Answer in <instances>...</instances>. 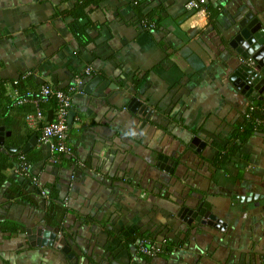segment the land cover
<instances>
[{"label":"crops","instance_id":"0c3cea01","mask_svg":"<svg viewBox=\"0 0 264 264\" xmlns=\"http://www.w3.org/2000/svg\"><path fill=\"white\" fill-rule=\"evenodd\" d=\"M187 1L0 0L6 145L52 120L49 110L33 128L24 115L41 83L92 73L72 99L73 155L37 140L27 174L3 171L0 264H72L47 227L60 229L76 264H264V120L249 138L232 137L262 109L264 80L248 83L241 66L255 64L230 45L254 18L264 27V0H205L211 17ZM33 176L58 190L65 230L47 219ZM135 233L180 241L148 252ZM140 249L159 253L144 260Z\"/></svg>","mask_w":264,"mask_h":264},{"label":"trees","instance_id":"16d2710c","mask_svg":"<svg viewBox=\"0 0 264 264\" xmlns=\"http://www.w3.org/2000/svg\"><path fill=\"white\" fill-rule=\"evenodd\" d=\"M202 6H204V8L206 9V11L208 13V17L209 16L211 17L212 10L209 7V3H207V1L204 0L202 3ZM84 70H85V68L83 70H79V71H76L75 73H73L71 80L68 81V83L66 85H63V86L41 83L38 90L31 92L33 94L28 95V98H32L30 100H32L33 102L27 103L25 105V108L23 110L24 115L25 116L26 115H36L37 113H40L41 115H43V114L46 115L49 110L53 111L55 109V107L57 105L56 97L52 94L43 95L41 93V87L42 86H48L49 88H51L52 91L61 90V91H63L64 94L70 95L73 99V95L75 93L71 88L74 86L75 77L80 76L83 81L86 80L87 78L92 77V73L86 74ZM22 84H23L22 80H18L15 83V90L17 91L18 96H20V97H22L20 94L22 92V89H21ZM4 93H5L4 88L2 86H0V101H1V99H4L7 102V105H5V107L7 106V108H10V107H12V102H10V100H8V98L5 97ZM72 103L73 102L71 101V106H72ZM258 106H261L262 109L259 110V112H257V113L255 111L252 112L249 117H245L243 120H241L235 126V128L232 132V137H235L239 141H243L244 139L249 138L254 133H258L263 129L262 123H261L264 120V102H263V100L261 102H259ZM4 113H5V110L2 109V113L0 115L2 117V118H0V120L2 119V121L4 120V117H5V116H3ZM12 120H9L6 124L13 123V124L17 125V123H15V121L13 122ZM69 129H70V127L68 126V130ZM39 132H40V130H38V129L35 130V129H31L29 127H26L23 134H16L12 140L7 142V144L10 145L11 147L22 149V147L28 142L30 137L33 134H36L37 136H39ZM66 144L71 148L72 152L74 153L73 147H72L71 143L69 142L68 132H67ZM57 154L65 155L64 153H57ZM69 159H70L69 162H70L71 166H75L76 162L73 160L74 158L70 157ZM34 160H35V157H33V152H31V151H26L24 153H21L20 155H13V154H9L6 152H0V183L4 180L3 171L7 167H12L15 165H20V167H21L23 164L30 165L31 162H33ZM22 177L26 178L28 176L23 175ZM29 180H31V178ZM38 180L40 181V179H38ZM39 183H40L41 189H43V190L46 189L45 192L47 193V197L45 199V203H46L45 204V207H46L45 214L47 216V219L53 221L54 224H56L59 227H62V229H64L63 223H62V221H63V209H62V205H61V198L59 197L60 195L57 192L58 190L54 186L42 185L41 181ZM67 232L64 231L65 236L71 234V231H68V228H67ZM161 233H164V232L161 231ZM166 233H168V232H166ZM133 237L135 239L137 238V240L141 241V244H143L142 247L146 251H148L147 248H151V247H154V249H157V248L160 249L161 248L162 251L160 252V254L169 251L171 245L175 246L180 241V240H177L175 237L173 238L171 236H165V234L162 235V237H160V238H157V237L153 238L150 235H148L147 233H137V234L135 233L133 235ZM162 241H163V243H162ZM148 252H150V251H148ZM158 253L148 255V253L145 254L142 251V249L139 250V256H141V258H144V260H147L148 258L153 257V256H157Z\"/></svg>","mask_w":264,"mask_h":264},{"label":"water","instance_id":"95a60500","mask_svg":"<svg viewBox=\"0 0 264 264\" xmlns=\"http://www.w3.org/2000/svg\"><path fill=\"white\" fill-rule=\"evenodd\" d=\"M243 24V21H241V25ZM247 28L242 29L239 31L238 34L234 37V39L231 40L230 45H232L234 48H236V53L240 56L242 60H246L248 58H251L254 63L255 67H250L246 64H243L241 67L244 69L245 72L249 75L248 83L251 84H257L258 81L261 82V79L264 80V27L263 25L257 21L256 18H254L247 26ZM240 41V46H236V42ZM101 79L99 77H93L91 80L86 82L84 85V90L87 92H92L96 84ZM75 116V111L73 109H70L68 112V124H71L73 118ZM52 118V113L49 112L47 116V121H50ZM42 127V124L40 123L38 125V129ZM3 127H0V150L2 152H6L13 155H20L21 153L26 152L28 149H30L32 146L36 145L37 143V135L33 134L28 142L22 147V149L14 148L11 146H8L4 142V131ZM8 135V132L6 133ZM246 200H249V198H246ZM206 205V204H205ZM204 204H201L198 206V210H202L203 207H205ZM208 206V205H207ZM202 213V211H201ZM200 213V214H201ZM209 212L207 211L206 214H203V217L205 218ZM50 227H47L44 234L47 236H50V238H54L55 241L52 242L54 247L57 249H61L64 253L67 254L70 262L72 264H76V255L71 252L70 246L67 244L66 239L60 234V229L58 227L53 228V232L56 233V235L50 233L51 231ZM29 230H27L28 232ZM29 239H31L29 237ZM50 243V242H49ZM264 260V256L262 257ZM264 263V262H263Z\"/></svg>","mask_w":264,"mask_h":264},{"label":"built area","instance_id":"2783aa9c","mask_svg":"<svg viewBox=\"0 0 264 264\" xmlns=\"http://www.w3.org/2000/svg\"><path fill=\"white\" fill-rule=\"evenodd\" d=\"M204 0H188L185 3V8L189 11H195L202 7V3ZM250 65H254V61L252 59L248 60ZM85 73H90V68H85ZM83 84V80L80 76H76L74 79V86L71 88L74 92L79 90V87ZM41 93L43 95L52 94L56 97L57 105L53 111V118L50 122L44 123L40 128V135L38 137V141L41 144H46L50 146L53 152L64 153L67 155H73L71 148L66 144L67 132H68V124L67 117L68 112L71 108L72 98L70 95L64 94L63 91L57 90L52 91L48 86L41 87ZM43 115L37 113L36 115H28L27 119L29 124L36 128L37 122L39 119H42ZM17 167V166H16ZM29 165L23 164L21 167L15 168L14 171L27 174ZM32 182L36 185H39V181L37 177L33 176L31 178ZM40 194L42 196L45 195V191L40 189ZM153 249V247H151Z\"/></svg>","mask_w":264,"mask_h":264},{"label":"flooded vegetation","instance_id":"af4514ba","mask_svg":"<svg viewBox=\"0 0 264 264\" xmlns=\"http://www.w3.org/2000/svg\"><path fill=\"white\" fill-rule=\"evenodd\" d=\"M70 261V260H69ZM77 262V261H76Z\"/></svg>","mask_w":264,"mask_h":264}]
</instances>
